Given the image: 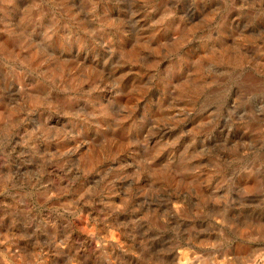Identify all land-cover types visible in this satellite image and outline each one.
Here are the masks:
<instances>
[{"label":"rangeland","instance_id":"rangeland-1","mask_svg":"<svg viewBox=\"0 0 264 264\" xmlns=\"http://www.w3.org/2000/svg\"><path fill=\"white\" fill-rule=\"evenodd\" d=\"M0 264H264V0H0Z\"/></svg>","mask_w":264,"mask_h":264}]
</instances>
